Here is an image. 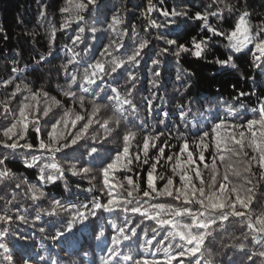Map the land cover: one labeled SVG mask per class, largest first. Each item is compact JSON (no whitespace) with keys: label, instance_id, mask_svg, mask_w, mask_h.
<instances>
[{"label":"trees","instance_id":"trees-1","mask_svg":"<svg viewBox=\"0 0 264 264\" xmlns=\"http://www.w3.org/2000/svg\"><path fill=\"white\" fill-rule=\"evenodd\" d=\"M97 2L0 0V264H172L165 249H188L181 264H264V154L233 139L264 104L253 57L264 0ZM245 13L253 39L237 50L229 37ZM217 111L227 130L213 129ZM65 113L108 121L89 136L113 157L134 134L111 190L99 159L53 153L28 166ZM50 162L44 174L58 178L44 182ZM145 162L157 164L148 178Z\"/></svg>","mask_w":264,"mask_h":264},{"label":"snow or ice","instance_id":"snow-or-ice-1","mask_svg":"<svg viewBox=\"0 0 264 264\" xmlns=\"http://www.w3.org/2000/svg\"><path fill=\"white\" fill-rule=\"evenodd\" d=\"M97 0H86L85 7H87V4H92L93 6H97ZM151 7H149V11H151ZM62 12H68V8H62ZM169 15V12L165 11L163 15ZM173 15V13H172ZM199 16V14H197ZM247 16V13L243 15L241 20H239V23L236 26V30L231 33V36L229 39H235V43L233 44V47H235L237 50H239L240 47H242L245 43L251 42L248 41V37L245 35L244 40L239 39V34H244L246 31L242 30L240 25L244 23L245 17ZM214 34L217 35H223V33H216L215 30H212ZM173 41H169V45H172ZM197 51L195 53L196 56H200L199 49L201 48V45L197 43L195 45ZM256 52L253 53L254 57V63L257 67H261L262 62H264V40H261L259 43H256L255 45ZM181 51H187V48L184 46H180ZM258 53V54H257ZM179 54V53H177ZM231 60V57H229V61ZM220 64L226 63V61H218ZM13 71H16V69H13ZM160 75V73H157ZM264 74V72H262ZM179 79V77H177ZM71 80L73 81V76H71ZM76 82V80H75ZM74 82V83H75ZM96 82L93 80H87V84H95ZM81 87V86H80ZM82 90L87 93L89 89L87 87H83ZM68 95L69 93H65ZM13 95H16V92H13ZM72 95H75L72 93ZM243 95V93H241ZM107 97H101V99H104ZM81 107H83V98L81 97ZM183 107L181 106L180 111L183 113ZM230 116H234L236 113L232 111L231 108L228 110ZM252 112L254 115H258V119H251L248 120L246 123V126L242 125H235L233 128V139L241 144L244 145L245 143L248 144V146L253 147L255 151H257L260 154H264V104L261 105L259 109H252ZM165 117L167 113H162ZM190 114V113H189ZM44 116L48 115V111L44 110L43 112ZM69 116V113H65V117H62L60 120H56L55 122L51 123V129L48 132V142L46 143L44 140H41L39 142V150H41L42 153H47L44 157H36L34 156L32 158V162L28 164L29 167H31L33 164H37V162L41 159L47 158L50 161L55 158V155L57 153H62L64 156L68 155H78L80 157L88 156L91 160H97L99 159L101 161L100 165V171L102 176L104 177V182H106L107 189L111 190L114 184L109 183V175L110 173H115V171L118 169V167L126 162L128 163L130 160V154H129V147L127 146V139L128 137L134 135V134H127L125 136V147L123 148V151L120 153H117L114 157L109 154V150L105 148V144L101 141V138H98L96 136H89V129L92 128L93 124H97L100 127H103L104 129H108L109 123L108 121H99L98 119H95L92 115H79L76 114L73 119L67 118ZM213 129L219 130L221 127L223 129L227 130L231 125H229L226 120L220 118V113L217 111L213 116ZM29 123H33V121H29ZM35 123L38 124V118L35 121ZM244 127L246 129L247 135L245 130H241L239 132L236 131L237 128ZM6 131V130H4ZM36 131L39 132L40 129L37 127ZM89 140L97 141L96 143H89ZM61 141L63 143L61 144ZM258 141L259 143L257 145H253V142ZM27 149H32L33 145L28 144L26 145ZM191 152V151H189ZM53 153L55 155H53ZM217 154L220 155V149L217 150ZM165 156V154H164ZM204 156V154H203ZM203 156L198 154L197 159L202 160ZM221 157L223 155H220ZM139 156H137V159ZM259 159V157H257ZM188 159L187 153L185 155V160ZM167 160L170 162H174L170 157L167 156ZM192 161L193 155H192ZM195 163H192L191 167L192 169L195 168ZM6 159H0V165H5ZM146 165H149L147 162H145ZM56 163H48L44 165L41 168V176L40 179L44 182H53L55 181L58 176L57 175H45L46 169H57ZM152 167H157L156 162H153L151 165H149V170L147 172V178L151 174ZM83 171H87V169H83ZM73 175H77L76 171L72 172ZM194 176L196 175V172H193ZM183 175V173H181ZM115 195V193H112ZM107 203V202H106ZM102 209L99 206L96 207V210ZM4 216L0 215V220H3ZM224 220L229 219L228 216L223 217ZM11 221V218H9V222ZM199 223V218H198ZM213 223L219 224L221 221H214ZM207 223H200V228L203 230L204 227H207ZM87 224H85V228H87ZM69 241L72 239L71 235L65 237ZM207 238V233H205L204 239ZM189 245L191 244H197V237H194L192 240L187 241ZM165 254L168 255H174L175 259L172 260V264H181L182 261H184L185 257L189 254V250L185 249L183 251L181 250H175L170 251L169 249H165Z\"/></svg>","mask_w":264,"mask_h":264},{"label":"rangeland","instance_id":"rangeland-1","mask_svg":"<svg viewBox=\"0 0 264 264\" xmlns=\"http://www.w3.org/2000/svg\"><path fill=\"white\" fill-rule=\"evenodd\" d=\"M241 29L242 30H244V31H246V33H244V34H239V38H240V40H244V38H245V35L248 37V41H252V37L248 34V30L247 29H244L243 27H241ZM247 41H245V43H246Z\"/></svg>","mask_w":264,"mask_h":264}]
</instances>
